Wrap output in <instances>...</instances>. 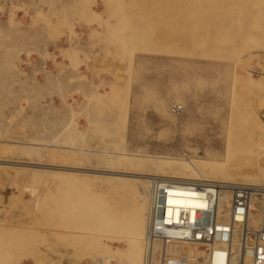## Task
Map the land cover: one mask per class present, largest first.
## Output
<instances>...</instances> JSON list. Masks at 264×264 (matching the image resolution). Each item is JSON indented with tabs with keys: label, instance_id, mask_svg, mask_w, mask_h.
<instances>
[{
	"label": "rangeland",
	"instance_id": "374dc122",
	"mask_svg": "<svg viewBox=\"0 0 264 264\" xmlns=\"http://www.w3.org/2000/svg\"><path fill=\"white\" fill-rule=\"evenodd\" d=\"M0 143L4 264H58L48 207L66 173L71 192L145 214L146 233L150 186L113 173H173L126 152L191 159L214 181L211 164L224 163L238 182L264 183V0H0ZM101 253L87 246L76 264H103Z\"/></svg>",
	"mask_w": 264,
	"mask_h": 264
},
{
	"label": "built area",
	"instance_id": "2783aa9c",
	"mask_svg": "<svg viewBox=\"0 0 264 264\" xmlns=\"http://www.w3.org/2000/svg\"><path fill=\"white\" fill-rule=\"evenodd\" d=\"M229 190L231 203L220 208L219 182L151 180L146 264H191L177 243L205 245L203 264H264V183H234ZM200 199L203 206L191 203Z\"/></svg>",
	"mask_w": 264,
	"mask_h": 264
},
{
	"label": "bare ground",
	"instance_id": "6f19581e",
	"mask_svg": "<svg viewBox=\"0 0 264 264\" xmlns=\"http://www.w3.org/2000/svg\"><path fill=\"white\" fill-rule=\"evenodd\" d=\"M177 2H179V1H177ZM189 2H190V0H189ZM182 9H184V8H182ZM90 11L91 12H96L94 7H92ZM156 17H157V15H156ZM221 18L224 19L225 17H221ZM225 20H227V19H225ZM154 25H156V24H154ZM159 26H160V24H159ZM163 27H165V26H163ZM157 30H160V29L158 28ZM162 31H164V30H162ZM155 32H157V31H155ZM157 33H159V31ZM179 33L181 34V32H179ZM159 34L156 35V36H159ZM173 34H176L175 31H174ZM187 35L189 36L188 33L183 35V36H186V39H187V37H188ZM198 35H200V34H198ZM193 37L197 38V35L196 36L193 35ZM153 38H154V36H153ZM159 38H161V36ZM189 38L186 41V43H188V41H190L192 37L189 36ZM196 38H195V40H196ZM198 38H200V37L198 36ZM155 39H156V37H155ZM159 40H157V42ZM198 40H200L199 41L200 43H202V44L204 43V42H201V39H198ZM183 42H184V40H183ZM158 43L162 44V42H158ZM200 43H198V44H200ZM195 44H197V42ZM144 45H145V43H144ZM213 48H217V47H213ZM161 49H163V48H161ZM186 50H190V49H186ZM190 52H191V50H190ZM176 107H178V106H176ZM125 154H126V156H128V155L138 156L139 157L138 165H140V166L147 167V168L150 167V169L155 170V171H157L156 169H158V168H168L169 170H171L173 175H171V176L167 175L166 177H164L163 175L156 174V173L155 174H150V173H133V174L132 173L131 174L113 173V174H119V175H124V176H132L135 181H137L138 183H140L142 186H145V187H147V186L149 187L150 185H148L147 182L151 181L153 179H163V180H167V181L183 182V183H211V182H219V183H221L223 185V191H222V193L220 195V201H219L220 202L219 203L220 204V208H224V206H223L224 204H226V207H228L230 205L231 196L232 195H231V192H230L229 189L231 188L232 184L240 183V182H238L236 180L237 178L235 177V175H230L229 173L222 172L224 170V168H223V164L224 163L221 164V165L217 164V163L211 164L212 167H214V170H216V169L222 170V171H218V172H221V174H222L221 177H222L223 180L214 181L211 178L213 175L211 176L209 173L200 172L199 170H197V168H196V166L194 164V161L191 160V159H189L188 161L182 162V159H179V158L163 157V156H159V155H150V154H144V153H127V152ZM176 160H179V161L181 160V161L179 162V161H176ZM215 162H217V161H215ZM53 168H55V166ZM56 168L65 169V170L66 169H68V170H76V172L78 170L75 167L74 168H67V167H60L59 166V167H56ZM92 168H94V167H92ZM10 170H12V169H10ZM88 171H90V170H88ZM248 171H250V170H248ZM113 172H114V170H113ZM2 173H4V172H2ZM109 173H111V172H109ZM6 174H4V176ZM62 176H63V181H64L63 188H64L65 192H64L63 195H61V197L59 196L60 198L58 200V203H59L58 206L55 205V203H52L48 207L49 212L52 213V214L55 213L56 217H57V228H56V231L55 230L54 231L49 230V231L55 233L57 235V237H58V248H57V251H56L57 255H58V264H76V261L78 260L77 258L80 257L79 256L80 253L87 246H89V247L90 246H94V247H98L99 248V251L102 252L101 253L102 257L99 258V260L103 264H112L113 263V258H115V260H117L119 262V264H123L124 262L122 263V261H128L129 264H146L145 255H146V248H147V243H148V239L147 238H148L149 224H150V192L148 194V193H146L145 190H141V200H143V201L144 200L145 201L148 200V203H149L148 204L149 205L148 215H147V220H148V222H147L148 226L147 227H148V229H147V231L145 233L144 227H143L144 226V222H145L144 221L145 220V214L143 215L142 213H140L138 211L139 213H135L134 212V213H131L129 215L128 214V212H129L128 209L123 208V210H117L115 208L107 207V206L104 205L103 202L97 200L96 198L92 199V198L86 196V194L84 193V191H82L80 189V187H78V189H76L77 190L76 192H71L72 183H73V185H77V184H74L75 181H76V178L74 177V175H69L67 173L65 175H62ZM258 177H259V174H256V175H252V176H245L243 179H244V181H249L248 183H250V184L251 183H255V182H262V179H260ZM0 178H1V176H0ZM118 179L124 181L123 179H120V178H118ZM128 181H129V179H125L124 182H128ZM22 193H23V191H22ZM35 199H36V197H35ZM40 200L41 199H37V201L35 203V206L37 207V209L38 208L41 209ZM44 201H46V200H44ZM44 203H47V202H44ZM191 203L193 205H195V206H203L205 204V201L201 200V199L200 200H192ZM29 204L27 205L28 207H30ZM32 204L33 203L31 202V205ZM134 205H133V207H134ZM130 206H129V208H130ZM30 208H27V209H30ZM137 208H141V207H137ZM36 212L38 213V211H36ZM31 213H29V214H31ZM24 214L26 215L27 213L25 212ZM34 215L36 216V214H34ZM35 218L36 217H34V219ZM23 219H24V217H23ZM49 219L50 218H48V220ZM22 221L20 223H23ZM30 222H28V223H30ZM36 223H38V222H36ZM45 228L46 227H44V229ZM0 229H4V225H3V227L0 226ZM6 229H8V228H5V230ZM39 229H40V227H39ZM47 229H49V228H46L45 231ZM12 230H13V228L9 229L8 231H12ZM106 230H108L110 232L112 231V232H115V233H120V234L124 233L125 235H123L121 237H118L115 234L111 235V236L110 235H106V234H104L106 232L103 233V231H106ZM23 232H25V231H23ZM10 234L12 235V233H10ZM4 238L5 237L0 236V257L3 256V251L6 249V247L9 246V245L8 246L5 245L7 243H5L6 241H5ZM9 244H11V243H9ZM178 244H179L178 245L179 247H182L183 245H185L187 243H178ZM204 249H205V245H200L199 243H190V245H187L186 248L184 247L183 252L188 253V254L191 255V257L193 258V261H191V264H203L202 256L204 254ZM25 257H27V256L25 255ZM120 257H124L125 259L120 261L119 260ZM30 258H31V256H30ZM28 260H29V257H28ZM28 260H26V261L23 260V261H25L27 263L20 262L19 264H41L43 262V260H44V254L35 255L32 258V260L29 261V263H28ZM56 261L52 262V263L54 264V263H56ZM52 263H50V264H52ZM0 264H4V263H2L0 261Z\"/></svg>",
	"mask_w": 264,
	"mask_h": 264
}]
</instances>
